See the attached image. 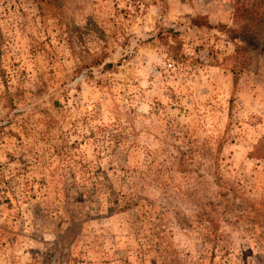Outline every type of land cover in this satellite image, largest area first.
Listing matches in <instances>:
<instances>
[{"label":"rangeland","instance_id":"374dc122","mask_svg":"<svg viewBox=\"0 0 264 264\" xmlns=\"http://www.w3.org/2000/svg\"><path fill=\"white\" fill-rule=\"evenodd\" d=\"M241 2L0 0V264H264Z\"/></svg>","mask_w":264,"mask_h":264},{"label":"trees","instance_id":"16d2710c","mask_svg":"<svg viewBox=\"0 0 264 264\" xmlns=\"http://www.w3.org/2000/svg\"><path fill=\"white\" fill-rule=\"evenodd\" d=\"M238 6L244 8V14L239 15L240 17L251 23L264 22V0H242Z\"/></svg>","mask_w":264,"mask_h":264}]
</instances>
